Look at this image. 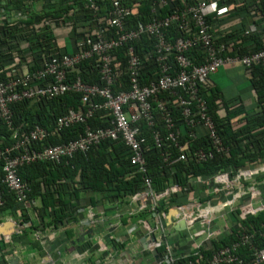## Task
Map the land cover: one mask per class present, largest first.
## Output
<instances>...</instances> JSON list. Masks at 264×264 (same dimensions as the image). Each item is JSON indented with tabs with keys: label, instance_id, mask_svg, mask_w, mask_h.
<instances>
[{
	"label": "built area",
	"instance_id": "1",
	"mask_svg": "<svg viewBox=\"0 0 264 264\" xmlns=\"http://www.w3.org/2000/svg\"><path fill=\"white\" fill-rule=\"evenodd\" d=\"M165 4V0H158L159 6ZM90 8L94 13L97 6L91 3ZM130 12L123 0H111L109 16L94 20L97 28L78 39L77 50L73 53H60L46 59L39 68L27 69L18 76L0 78V121L9 127L12 123L9 106L22 99L60 96L71 91L80 94L83 107L68 109L58 116L51 130L34 125L19 135L17 128H12L13 143L0 148V209L6 202L5 188L13 194L17 203L24 206L29 200L30 187L18 173L20 166L45 161L66 163L75 153H84L106 139H121L128 147L129 160L135 172L145 174L143 139L138 137L140 121L151 129L156 147L166 140L176 148L178 154L172 161L184 160L188 155L187 144L181 143L180 136L186 132L188 137H195L194 129L198 128L206 131L210 148L194 151L192 156L197 161L212 158L216 153L228 152L207 112L202 90L211 87L210 76L226 63H240L246 71L255 64L264 67V48L242 55L233 54L235 38L222 41L215 39L208 17L219 18L229 12V7L219 5L218 0H188L183 7H175L163 17H152L147 22L125 27ZM171 28L179 34H175ZM110 29L113 32L106 35ZM256 31V24L250 22L243 34L249 35ZM142 35L153 39L151 53L144 55L156 66L157 73L153 78L142 75L143 60L133 46V42ZM123 45L129 88L113 92L112 87L120 71L114 66L116 57L112 52ZM193 49L202 51L204 61H193L189 54ZM94 56L101 84L84 82L79 75L71 77L79 63ZM171 107L180 112L179 125ZM99 110L110 117V125L92 128L88 120ZM218 113L220 116L225 115L221 107ZM156 114L160 117L164 133L153 128ZM77 124L83 125V130L76 138L59 144H44L51 133ZM186 127L189 130L186 131ZM162 156L166 162L169 154L164 153ZM213 179L221 181L222 175L217 174ZM142 182V191L132 196L148 199L152 209L157 206L159 199L178 189L172 185L164 192L157 193L148 176L144 175ZM246 207L245 213L255 214L258 210L252 209L251 204ZM197 215L203 222L210 221L206 209L200 210ZM258 234L264 233L258 231ZM255 235L254 231H240L230 244L216 249L202 264H264V247H255ZM160 243L164 246L161 264H176L178 258L172 254L167 241H157L154 245ZM185 264L200 263L189 260Z\"/></svg>",
	"mask_w": 264,
	"mask_h": 264
},
{
	"label": "trees",
	"instance_id": "2",
	"mask_svg": "<svg viewBox=\"0 0 264 264\" xmlns=\"http://www.w3.org/2000/svg\"><path fill=\"white\" fill-rule=\"evenodd\" d=\"M27 0H4L0 1V65L11 60V54L19 51L21 42L26 41L29 45L33 61L28 65L29 70L39 68L46 59V53L51 52L52 47L48 42L45 31H35L34 24L46 17H60L73 11L74 17H68L73 22H92L98 18L109 16L111 0H70V3L59 1L56 7L44 6L39 12L35 11L31 4H25ZM188 0H165V5L159 6L158 0H123L130 9L125 27H133L137 22H147L152 17H163L175 7H183ZM97 6L96 11L91 10L90 4ZM219 5H227L231 12H244L253 10L257 16L254 23L257 26L255 33L244 35V24L231 27L221 40L233 39L235 53L246 54L264 48V1L263 0H218ZM16 9L24 14L15 20L11 18V10ZM78 10L77 14L74 12ZM66 17V16H64ZM67 18V17H66ZM210 25H217L219 18L208 17ZM171 31L179 34L178 31ZM112 29L106 31L110 35ZM73 35L77 34L73 30ZM215 39L217 40L216 34ZM135 52L142 58L141 73L144 77L153 78L157 73L155 64L144 55L149 54L153 48V39L142 35L133 42ZM77 50V48H75ZM14 53V54H15ZM113 55L116 57L115 65L120 71L116 84L112 87L113 92L128 90L129 82L126 72L125 45L115 49ZM194 62L204 61V54L200 49L189 51ZM71 77L79 75L84 82L101 84L95 56L79 63ZM249 83L255 96V103L251 110H246L238 104L230 108L232 100L224 98L223 94L215 87L203 89V96L207 105V112L213 119L217 135L222 145L227 147V153H216L212 158L197 161L193 152L210 148V141L203 128L194 129L195 137H188L186 132L180 136L181 143L187 144L188 155L184 160L172 161L178 154L169 141L163 140L160 147H156L152 139L151 129L140 121L138 137L143 139V157L145 159V174L135 172L130 163L128 147L121 139H106L92 146L88 151L77 152L66 163L56 164L53 162H34L18 168L21 178L28 183L30 191L28 197H38L42 208L37 209L39 217L44 208L51 207L52 218L60 219V212L68 209L70 199L77 195L79 188L97 190L107 199L124 201L128 196L141 192L143 188V177L148 176L152 182V188L157 193H162L169 186L176 185L178 189L170 195V201L177 203L176 192L182 194V190L189 187V178L193 176L214 175L220 171H231L233 175L237 169L242 168L247 161H255L264 156V67L260 64L252 65L248 69ZM0 78L5 79L3 72ZM225 109V115L220 116L219 107ZM11 111V126L0 121V148L13 143L12 128H17L18 134L28 131L34 125L51 130L56 118L63 115L68 109H81L80 94L67 92L60 96L40 97L38 99H22L15 101L9 106ZM173 117L177 125L180 124V112L174 107ZM92 128L106 127L110 125V117L104 112L96 111L88 120ZM154 129L164 133V128L158 114L155 115ZM83 130V125H72L63 128L51 135L44 144L53 145L72 140ZM189 130L186 127V131ZM169 154L168 160L163 161L162 154ZM191 155V156H190ZM172 161V162H171ZM67 195V199L65 198ZM176 197V198H175ZM6 200L2 208L22 210L21 204L17 203L13 194L6 188L4 190ZM161 200L157 203L156 211L163 208ZM149 208V207H148ZM141 215L144 213H140ZM242 230L256 232L253 244L255 247H264V208L255 214H246L242 218L236 217L229 232L217 239L208 241L205 245L197 247L189 255L178 260L176 264H185L192 260L194 263H205L212 253L230 244Z\"/></svg>",
	"mask_w": 264,
	"mask_h": 264
},
{
	"label": "crops",
	"instance_id": "3",
	"mask_svg": "<svg viewBox=\"0 0 264 264\" xmlns=\"http://www.w3.org/2000/svg\"><path fill=\"white\" fill-rule=\"evenodd\" d=\"M59 1L70 3V0H27L25 4H31L39 12L45 5L56 7ZM23 15L16 9L11 10L13 20ZM254 15L249 8L247 12L229 11L220 16L218 24L211 25V29L217 40L222 41L231 27L243 23L245 29L257 17ZM70 16L74 17L72 10L34 24L35 31L46 32L52 47L46 59L60 53H73L78 39L97 28L94 21L73 22ZM28 48L26 41L21 42L19 51L11 54V60L0 65V73L5 77L18 76L29 69L33 58ZM209 82L225 99L232 100L230 108L240 104L249 111L253 107L255 96L248 71L240 63L221 66L210 76ZM217 174L222 175L221 181L213 179ZM182 191L174 195L178 197L177 203L170 201L172 193L159 199L164 209L156 211L143 197L131 195L124 201L109 200L97 190L79 188L77 195L70 199L68 209L60 212V219L55 221L50 214L51 207L44 208L39 217L37 209L42 205L38 197L29 198L26 205H21V211L1 208L0 264H161L164 246L154 244L164 240L180 260L197 247L227 234L236 217L249 214L245 213L246 206L251 204L257 211L264 208V156L245 162L233 175L225 170L208 178L190 177L189 187ZM205 209L209 211V222L201 221L197 215ZM217 216L223 220L221 227L215 223ZM181 222L185 223L183 229L177 228ZM142 237H146L145 242H141ZM154 249L158 252L156 257L152 254Z\"/></svg>",
	"mask_w": 264,
	"mask_h": 264
},
{
	"label": "water",
	"instance_id": "4",
	"mask_svg": "<svg viewBox=\"0 0 264 264\" xmlns=\"http://www.w3.org/2000/svg\"><path fill=\"white\" fill-rule=\"evenodd\" d=\"M174 211H176V209H175ZM170 215H171V214H169V215L167 216V218H170ZM184 227H185V223H184V222H181L180 225H179L177 228L183 229ZM145 238H146V237H142L141 242H145ZM153 239H154V237H152V240H153ZM156 253H158V252H157L156 249H154V250L152 251V254H154L155 257H156V255H157ZM161 260H162V258H161Z\"/></svg>",
	"mask_w": 264,
	"mask_h": 264
},
{
	"label": "rangeland",
	"instance_id": "5",
	"mask_svg": "<svg viewBox=\"0 0 264 264\" xmlns=\"http://www.w3.org/2000/svg\"><path fill=\"white\" fill-rule=\"evenodd\" d=\"M244 82H246V81H244ZM253 207V206H252ZM252 209H254V207L252 208ZM215 223H216V225H217V227H221L223 224V220H222V218H220L219 216H217L216 218H215ZM195 228H198V225L196 224L195 225ZM197 238L195 237V240H196Z\"/></svg>",
	"mask_w": 264,
	"mask_h": 264
}]
</instances>
